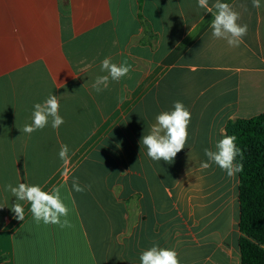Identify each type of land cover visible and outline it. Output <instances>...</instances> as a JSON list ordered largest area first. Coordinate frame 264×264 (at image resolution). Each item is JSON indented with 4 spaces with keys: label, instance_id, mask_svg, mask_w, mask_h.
Segmentation results:
<instances>
[{
    "label": "crops",
    "instance_id": "1",
    "mask_svg": "<svg viewBox=\"0 0 264 264\" xmlns=\"http://www.w3.org/2000/svg\"><path fill=\"white\" fill-rule=\"evenodd\" d=\"M221 2L248 25L239 47L212 37L197 0H0V264H140L154 244L180 264H241L239 173L200 164L230 122L264 113V0ZM106 57L133 70L97 93ZM52 93L65 123L24 134ZM175 101L187 144L153 161L141 137ZM21 182L63 185L72 227L35 223L24 202L17 220L5 185Z\"/></svg>",
    "mask_w": 264,
    "mask_h": 264
},
{
    "label": "clouds",
    "instance_id": "2",
    "mask_svg": "<svg viewBox=\"0 0 264 264\" xmlns=\"http://www.w3.org/2000/svg\"><path fill=\"white\" fill-rule=\"evenodd\" d=\"M197 4L199 8L212 14L210 27L213 38L223 39L229 47L233 48L243 43V38L248 33V25L239 23L240 14L229 3L215 0V3L210 6L209 0H197ZM252 6L260 8V0H252ZM100 70L107 74L96 77L92 87L97 93L106 89L110 80L119 82L133 69L127 61L117 64L113 63L110 57H106L101 61ZM123 99V97L119 98L121 102ZM59 112L60 101L58 96L52 93L42 103L34 104L32 122L25 124L21 131L31 135L37 130H43L49 122L53 129H58L65 123ZM190 122L191 112L181 101H175L172 110L160 112L155 117V123L151 125L149 133L141 137L140 142L147 150V157L157 162L172 163L187 144ZM236 141L237 137L234 135H222L215 145V150L204 149L207 160L201 162L200 168L206 170L215 164L229 178L234 177L243 169L242 163L236 160L237 156L242 158L243 155ZM69 151L66 144H61L58 156L65 166L64 176L69 175L67 169L70 162ZM61 187L63 185L53 186L46 191L39 184L21 182L17 186L5 185V191H9L16 198V202L11 205V211L17 220L25 219V208L21 203L24 202L30 205L28 210L35 223L57 225L61 229L71 228L72 224L68 219L71 210L61 194ZM90 187V185L81 186L78 178L72 180V189L76 192H84L86 188L90 190ZM139 259L140 264H180L179 254L175 249L162 248L155 244L142 251Z\"/></svg>",
    "mask_w": 264,
    "mask_h": 264
},
{
    "label": "trees",
    "instance_id": "3",
    "mask_svg": "<svg viewBox=\"0 0 264 264\" xmlns=\"http://www.w3.org/2000/svg\"><path fill=\"white\" fill-rule=\"evenodd\" d=\"M227 135L237 137L243 169L239 172L241 264H264V113L232 121Z\"/></svg>",
    "mask_w": 264,
    "mask_h": 264
}]
</instances>
